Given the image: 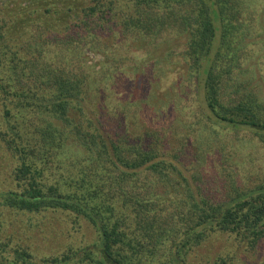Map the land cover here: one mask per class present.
I'll use <instances>...</instances> for the list:
<instances>
[{
	"label": "trees",
	"instance_id": "1",
	"mask_svg": "<svg viewBox=\"0 0 264 264\" xmlns=\"http://www.w3.org/2000/svg\"><path fill=\"white\" fill-rule=\"evenodd\" d=\"M76 2L57 0L42 13L39 6L19 12L0 5V145L15 162L14 184L0 186V205L28 216L29 227L33 215L63 214L79 228L87 222L95 238L82 246L72 238L40 256L3 234L0 219V264H191V251L216 232L257 248L264 180L247 187L229 169L222 188L220 176L201 191L199 175L184 170L187 146L173 147L171 161L166 135L156 129L135 135L119 132L123 124L117 132L104 125L87 100L88 73L79 60L82 44L107 47L114 33L152 44L180 27L209 124L248 128L264 140V101L236 85L254 26L246 0ZM62 168L66 182L46 179Z\"/></svg>",
	"mask_w": 264,
	"mask_h": 264
},
{
	"label": "rangeland",
	"instance_id": "2",
	"mask_svg": "<svg viewBox=\"0 0 264 264\" xmlns=\"http://www.w3.org/2000/svg\"><path fill=\"white\" fill-rule=\"evenodd\" d=\"M72 1L77 4L76 0ZM56 2L0 0V5L19 12L20 8L26 11L39 6V13H42V8L55 6ZM246 6L254 18V26L244 41L247 55L238 69L236 85L239 92L253 91L264 101V0H246ZM108 37L105 39L107 47L82 44V59H79L85 61L88 73L86 82L90 93L87 100L100 111L106 127L112 126L117 132L116 126L123 124L119 132H135V135L144 134L149 128L156 129L161 137L166 135L165 150L169 153L166 159L171 161H174L170 156L173 147L179 150V145L187 146L186 153L183 148L181 156L186 165L184 170H188V176L199 175L197 183L201 191L208 188V181L213 183L220 176L217 187L222 188L229 169L236 171L247 187L264 180V140L251 129L228 130L214 127L207 121L196 77L183 55L188 36L182 28H175L152 44L146 38L131 35L125 38L114 33ZM142 144L150 145V139H144ZM14 164V159L0 145L1 188L14 184ZM63 171V168L61 172L57 169L47 171L45 177L50 182H66L67 174L64 171L66 176H62ZM42 217L33 215L34 225L29 227L26 225L28 216L0 205V219L5 220L3 234L13 233L15 241L28 244L40 256L59 252L72 238L77 246L95 238L87 222L79 228L63 214ZM223 257L225 264H262L264 241L257 248H251L245 241L216 232L191 251L189 263L213 264ZM36 261L39 263L41 259Z\"/></svg>",
	"mask_w": 264,
	"mask_h": 264
}]
</instances>
